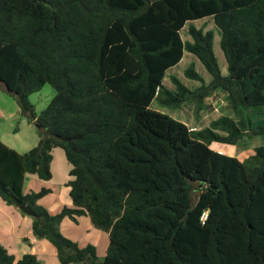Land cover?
<instances>
[{"label":"trees","instance_id":"obj_1","mask_svg":"<svg viewBox=\"0 0 264 264\" xmlns=\"http://www.w3.org/2000/svg\"><path fill=\"white\" fill-rule=\"evenodd\" d=\"M207 16L221 31L227 74L212 30L190 24L191 39L180 35ZM184 51L211 79L191 62L184 74L200 84L170 75L169 89L166 71ZM46 83L55 94L36 114L28 97ZM217 89L234 115L206 127L149 107L191 100L198 115ZM0 90L39 137L22 153L0 140V199L30 207L33 236L60 264H264V144L244 160L210 146L264 138V119L248 115L264 105V0H0ZM55 147L71 165V206L52 214L38 203L50 188H23L27 174L51 179ZM79 216L107 233L101 260L94 245L60 232L63 218ZM0 264L44 263L30 252L15 259L0 243Z\"/></svg>","mask_w":264,"mask_h":264},{"label":"rangeland","instance_id":"obj_2","mask_svg":"<svg viewBox=\"0 0 264 264\" xmlns=\"http://www.w3.org/2000/svg\"><path fill=\"white\" fill-rule=\"evenodd\" d=\"M190 24H193L196 27L203 26L204 30H212L213 50L215 56L218 60L222 74H227V63L220 48L221 31L214 24L213 19L210 16H207L187 21L180 30V35L183 40L191 39L188 33V26ZM191 62H194L196 71L204 77L206 82L211 79V76L198 58L194 54L184 51L180 61L166 71L163 83L166 86L173 88L174 86L170 82V75H173L188 88H195L200 83L186 77L184 74V70ZM3 93L7 95V100L0 99V104L5 106L8 111H13L15 107L16 113L10 117L7 115L2 116L0 114V137L3 138L2 140H4L9 147L14 148L20 153L25 152L36 145L38 137L37 128L32 122H28L22 115L16 100L8 93ZM54 94V88L49 83H46L39 91L33 92L29 95L28 99L34 105L36 114H39L40 111L46 107ZM204 102L205 108L200 110L198 115L196 114L197 111L195 109V104L191 100L186 101L180 107L170 108L162 107L158 104L156 99H153L149 107L167 113L171 117L188 124L189 127L195 126L196 128L208 126L213 119H216L220 115H234L224 93L220 90L214 92L211 96L206 97ZM248 115L252 119V123H254V125L257 124L264 119V105L251 107L248 110ZM190 118L191 120H189ZM261 144H264V138L262 136H254L252 138L244 137L238 140L234 145L213 142L210 146L212 149H222V153L226 155L235 156L239 160H244L253 153L255 146ZM53 157V179L51 181H45L38 179L34 175L27 174L23 188L24 192L38 191L42 187L51 188L52 192L38 200L39 204H50L51 212L56 211L59 202H64L63 205L66 202H70L68 187L63 186L62 184V180L65 176L67 175L69 177L67 170L70 167V164L66 161L61 148H56L54 150ZM66 199L67 201H65ZM31 223L32 215L24 213L20 208L7 205L0 199V242L16 259L21 257L22 254L29 252H34L37 255L39 254L38 256L41 258L38 244H36L37 238L34 237L31 232ZM82 226H84V224H81V227L79 226V228L75 230H80ZM67 231V227L61 225L60 232L65 233ZM100 256H98L99 260L102 259V256ZM42 261L45 262L44 264H60L54 254L50 253L48 250L46 251L45 256L42 257Z\"/></svg>","mask_w":264,"mask_h":264},{"label":"crops","instance_id":"obj_3","mask_svg":"<svg viewBox=\"0 0 264 264\" xmlns=\"http://www.w3.org/2000/svg\"><path fill=\"white\" fill-rule=\"evenodd\" d=\"M163 81H164V79H163ZM166 87L169 88V89H172L169 86H166ZM219 90L224 93L225 98H226V92L225 91H223L221 89H217L215 92H217ZM0 99L7 100V95H5V93H3V91H1V90H0ZM15 113H16V108L15 107H14L13 111H8L5 106H3L2 104H0V114L2 116H6L7 115V116L10 117L11 115L13 116ZM189 120H191V118ZM2 139L3 138L0 137V140H2ZM38 139H39V137H37V142H38ZM2 141L5 144H7L4 140H2ZM37 142H36V144H37ZM56 148H59V147H55V148L52 149V156H53L54 150ZM214 150H217L218 151V150H222V149H219L218 148V149H214ZM63 154H64V152H63ZM64 157H65V155H64ZM53 162H54V157L52 158V161H51V164H50V169H51V172H52V177H51V179L45 180V181H51L53 179ZM70 168H71V165H70V167L67 170L68 172H69ZM30 175H33V174H30ZM34 176H36V175H34ZM70 178H71L70 176L69 177L67 175L65 176V178L62 180L63 181L62 182L63 186L68 187V186L65 185V183ZM68 190H69V187H68ZM51 192H52V190H51ZM65 201H67V199ZM63 203L64 202H62V203L59 202L58 203L55 212H53V211L51 212V210H50L51 209L50 204H42V203L41 204L45 208H47V210L50 213L53 214V213L59 212L63 208V206H71V201L70 202H66L64 205H63ZM81 224H84V226H82V228H80V230L76 231L75 229L79 228V226L81 227ZM61 225H65L67 227V229H68L67 232H65V233L62 232L64 235L68 236L73 241H76L79 246H85L86 244H92V245H94L95 246V249H96L97 256H100L101 255L102 258H103V256L106 253L107 246H108V235H107V233L105 231H102L100 229L95 228L91 224L89 217H87V216H79V217H77V221H73L70 218L65 217V218L62 219V221L60 223V228H61ZM36 244H38V247H39V250H40V257L41 258H39V256H38L39 254L37 255L34 252H30V253L36 254L39 259L42 260V257L45 256L47 250L50 253L54 254V256L56 257L55 248H54V246L48 240H46V239H37ZM43 263H45V262H43ZM70 264H73V263H70Z\"/></svg>","mask_w":264,"mask_h":264},{"label":"water","instance_id":"obj_4","mask_svg":"<svg viewBox=\"0 0 264 264\" xmlns=\"http://www.w3.org/2000/svg\"><path fill=\"white\" fill-rule=\"evenodd\" d=\"M19 208L26 214L28 215H33L32 210L30 209V207L28 205L22 204L19 206Z\"/></svg>","mask_w":264,"mask_h":264},{"label":"built area","instance_id":"obj_5","mask_svg":"<svg viewBox=\"0 0 264 264\" xmlns=\"http://www.w3.org/2000/svg\"><path fill=\"white\" fill-rule=\"evenodd\" d=\"M191 129H193V128H191ZM217 152L222 153V151H219V150Z\"/></svg>","mask_w":264,"mask_h":264}]
</instances>
